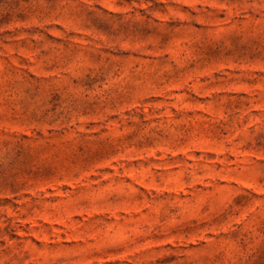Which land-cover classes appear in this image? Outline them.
Masks as SVG:
<instances>
[{"label": "rangeland", "instance_id": "374dc122", "mask_svg": "<svg viewBox=\"0 0 264 264\" xmlns=\"http://www.w3.org/2000/svg\"><path fill=\"white\" fill-rule=\"evenodd\" d=\"M0 264H264V0H0Z\"/></svg>", "mask_w": 264, "mask_h": 264}]
</instances>
